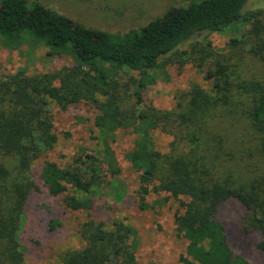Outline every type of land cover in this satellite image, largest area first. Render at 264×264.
<instances>
[{"label":"trees","instance_id":"16d2710c","mask_svg":"<svg viewBox=\"0 0 264 264\" xmlns=\"http://www.w3.org/2000/svg\"><path fill=\"white\" fill-rule=\"evenodd\" d=\"M247 2L194 0L138 29L116 33L86 27L36 0H0L4 46L16 48L30 37L48 48L47 55L71 60L70 66L55 71L28 74L23 68L0 77V264H24L20 233L30 193L39 191L35 172L50 196L65 193L67 185L80 192L64 195L65 207L93 217L78 229L85 245L64 251L62 264L136 262L134 228L119 219L109 220L99 204L93 207L91 187L99 184L98 172L103 169L94 164L96 157L88 156V180L80 170L52 161L34 164L58 139L50 101L68 112L81 101L92 110V126L102 135L99 162L111 175L120 172L113 146L116 132L129 131L125 159L138 173L139 206L147 207L144 195L152 181L153 191L178 201L173 225L185 242L180 264L250 263L233 254L216 216L230 198L246 209L247 230L256 231L257 247L264 251V25L259 20L262 10L244 11ZM248 24L245 35L231 37L222 50L208 43L205 52L192 56L209 61L204 72L209 91L193 85L172 109L141 102L142 90L156 82L153 71L163 56L199 35ZM245 46L247 59L260 66L255 73L247 74L241 67ZM129 71L138 76L119 81ZM130 88L136 102H124ZM155 129L173 136L169 152L154 147ZM32 198L24 235L64 238V229L52 222L57 212L46 211Z\"/></svg>","mask_w":264,"mask_h":264},{"label":"rangeland","instance_id":"374dc122","mask_svg":"<svg viewBox=\"0 0 264 264\" xmlns=\"http://www.w3.org/2000/svg\"><path fill=\"white\" fill-rule=\"evenodd\" d=\"M31 1V0H27ZM82 25L109 32L123 33L138 29L150 20L162 16L170 9L186 5L194 0H36ZM262 10L259 16L264 25V0H248L244 11ZM251 25L233 26L221 32L199 35L178 48L177 51L163 56L160 67L155 69L156 82L147 86L141 92L144 105L159 109H172L178 102L185 99L186 92L198 85L205 90L211 89L209 81L204 79L207 70V59H193L205 52L208 43L216 50H222L227 41L235 35H245ZM248 43L252 44L250 40ZM249 47L242 48L244 56L242 68L248 74L260 69L258 63L251 62L247 57ZM48 48L42 43H36L27 37L16 48L4 46L0 42V77L12 74L18 69H26L28 74L43 73L70 66L71 60L64 55L49 56ZM189 54H180L182 51ZM180 52V53H179ZM188 56V57H186ZM192 56H194L192 58ZM138 76L136 71L121 74L119 81L124 82L129 76ZM57 84V83H56ZM132 88L124 93V102H136ZM53 129L57 142L50 150L45 151L36 161L55 162L62 168L77 169L84 174V179L91 178L88 168V156L96 157L94 164L103 169L98 172L99 184L91 187L94 198L93 207L99 206L108 214L109 220L119 219L136 231L137 249L135 264H180L178 255L184 251L185 242L177 235L173 225V214L179 208L178 201L166 192L153 191L156 182L149 185V193L144 195L147 207L141 208L138 189V173L126 161V147L131 135L128 130L117 131V141L113 144L120 167L117 175H111L105 170L100 160L101 134L92 126L93 112L82 103L73 104L74 112L61 110L50 101ZM154 147L161 153L171 149L173 136L167 132L155 129L151 131ZM39 191H31L27 200L22 221L20 243L23 247L24 264H62L64 251L78 249L85 245L78 235L80 225L93 218L84 211H72L65 207L64 195L80 196V192L69 185L65 193L50 196L39 174H33ZM35 196L48 212H57L53 223H59L66 236L54 239L51 236L34 238L24 235L29 223V208ZM167 197L163 203L157 200ZM100 202V203H99ZM246 209L235 199L223 202L216 216L224 226L228 244L234 255H242L249 264H264V251L257 247L258 236L254 230H247L245 225ZM96 219V218H95ZM99 220V219H96ZM52 223V224H53Z\"/></svg>","mask_w":264,"mask_h":264}]
</instances>
